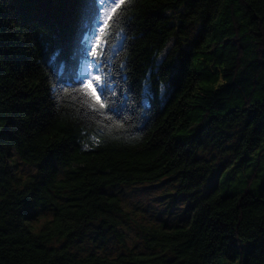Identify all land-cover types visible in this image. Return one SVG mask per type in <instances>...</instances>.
<instances>
[{"label": "trees", "instance_id": "1", "mask_svg": "<svg viewBox=\"0 0 264 264\" xmlns=\"http://www.w3.org/2000/svg\"><path fill=\"white\" fill-rule=\"evenodd\" d=\"M103 4L0 0V264H264V157L250 159L264 155V0H124L105 19ZM91 58L131 105L150 75L148 110L94 108L80 73ZM213 144L229 145L233 169L203 193ZM162 177L188 222L128 247L108 188ZM93 228L120 251L72 250Z\"/></svg>", "mask_w": 264, "mask_h": 264}, {"label": "rangeland", "instance_id": "2", "mask_svg": "<svg viewBox=\"0 0 264 264\" xmlns=\"http://www.w3.org/2000/svg\"><path fill=\"white\" fill-rule=\"evenodd\" d=\"M114 6L113 0H104L102 7L103 19L106 18ZM98 41L100 42V40L95 39V42L98 43ZM92 72V68L86 70L85 80L96 76ZM232 130H234V127ZM203 154L214 164L213 171L207 176L201 187V191L206 193L219 182L224 170L229 171L231 169L233 154L227 144L221 146L213 144ZM263 157L264 155L260 154V151L254 153L253 156L250 155L251 160L256 159L259 162ZM15 159L20 174L26 175L35 171L33 165L24 163L17 157ZM236 175L237 173H234L232 179H235ZM108 190L115 193L120 200L121 211L115 214L118 221L117 229L122 233L128 247L145 250L144 237L147 234L145 230L149 226L163 225L171 228L175 225H185L188 222V214L184 208L186 196L183 192L176 190L175 179L162 177L154 181L115 185L109 187ZM49 217L50 213L48 211L40 210L32 223L38 227ZM85 235L76 239L71 246L72 250L79 254L95 252L113 256L121 249L119 238L113 231L106 230L103 234H100L93 228Z\"/></svg>", "mask_w": 264, "mask_h": 264}, {"label": "snow or ice", "instance_id": "3", "mask_svg": "<svg viewBox=\"0 0 264 264\" xmlns=\"http://www.w3.org/2000/svg\"><path fill=\"white\" fill-rule=\"evenodd\" d=\"M123 2L124 0H113V3L116 4V6H119V4ZM95 55L96 52L94 51V56ZM101 80L102 78L100 76H95L90 80L81 81L82 87L93 101L94 108H98L103 112L111 107L112 112L119 115L126 111H135L136 107H141L145 110H148L150 107L149 101L154 96V89L150 75L146 78L147 82L143 83V92L136 105L129 104L132 97L129 95V90H125L123 85H109L107 78L104 79V82H101ZM162 87L164 88V86ZM102 89H106L105 94L103 95V100L100 98ZM115 117L116 116H110L109 119H114ZM120 126H123L122 123H120Z\"/></svg>", "mask_w": 264, "mask_h": 264}]
</instances>
